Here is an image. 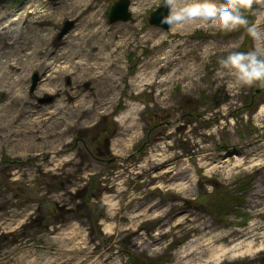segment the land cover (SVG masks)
Listing matches in <instances>:
<instances>
[{
	"label": "rangeland",
	"instance_id": "374dc122",
	"mask_svg": "<svg viewBox=\"0 0 264 264\" xmlns=\"http://www.w3.org/2000/svg\"><path fill=\"white\" fill-rule=\"evenodd\" d=\"M46 1L38 17L47 20L37 22L28 11L36 0H0V264H177L203 231L196 226L264 224L253 213L264 211V165L243 158L255 150L264 162V119H253L264 86H237L218 71L219 57L253 40L192 30L175 37L183 47H169L160 37L169 25L149 22L164 0H129L137 14L128 6L129 18L113 21L117 0ZM140 71L156 82L138 91ZM154 148L169 157L163 166L150 160ZM226 153L242 166L211 171Z\"/></svg>",
	"mask_w": 264,
	"mask_h": 264
},
{
	"label": "bare ground",
	"instance_id": "6f19581e",
	"mask_svg": "<svg viewBox=\"0 0 264 264\" xmlns=\"http://www.w3.org/2000/svg\"><path fill=\"white\" fill-rule=\"evenodd\" d=\"M92 6V3L87 2L83 5L84 9L83 10H88ZM74 7H81V4L76 2ZM27 9V8H25ZM49 9V3L46 0H36V5H31V9L28 10L30 13L33 15H37V17L33 18L36 19L37 22H44L47 20L46 18H41L38 17L39 13L43 12V15L46 14L45 11ZM139 9V5H130L129 6V11L133 14H137ZM47 16V15H46ZM192 30H202L198 28H169V31L165 35H161L160 37L163 38L164 36H168L169 38V47H183V44H177V38H175L177 35H188ZM215 31V29H208V30H203L205 33H210ZM104 32L102 31H97L96 34L97 36H102ZM76 39V38H75ZM99 40V38H98ZM125 42V40H122ZM109 37H107L105 40H102V46L106 47L109 45ZM121 42L117 44V46L121 47ZM100 45V44H98ZM194 46H198L197 44H194ZM116 46V47H117ZM204 47V50L209 47L208 41L203 39V43L200 45V48ZM172 51L170 53L166 54V59L170 57ZM208 51H206L207 53ZM203 53V52H202ZM112 54H106L104 55V62L109 64L112 61ZM87 67L86 69L88 71H92L93 69H96L95 66L93 65H84ZM102 66V65H101ZM105 66V64H104ZM98 73V72H96ZM181 74L185 78H189L191 74H193V68L188 67L186 71L182 72ZM93 74V73H92ZM111 75L109 74V77ZM134 84L132 86H135V90H140L142 86L147 85V84H155V73H145L144 71H140L135 78L133 79ZM159 83L162 82V80L158 81ZM163 83V82H162ZM230 84L228 85V88H232ZM188 89V88H187ZM55 90L52 89V92ZM129 113H122L120 117V121L123 119H127V115ZM255 120L258 121L261 117L264 119V107L262 106L259 111L256 113V115H253ZM262 119V120H263ZM255 151V150H252ZM250 150H245L243 158L247 159L249 165L248 167L251 168H260L264 165V162L261 161V154L259 152L255 151V154L252 153ZM155 155L153 158L150 160L155 162L154 164L157 166H163V164L168 162L169 157L166 155H162V149L157 150L154 148ZM236 155V154H235ZM242 157H235L234 155L231 154H218V156H214V159H212L211 163L209 160L204 162V165L208 166L211 163V171H222L227 167H240L242 166ZM149 165V164H148ZM255 166V167H254ZM142 168V171L145 170V166L139 168V170ZM138 170V171H139ZM136 171V172H138ZM168 173V170H163L161 172V175H165ZM18 177L17 173L14 174V178L16 179ZM178 186L181 187V184H178L175 188ZM179 187V188H180ZM255 206H251L250 208H254ZM254 215L258 214H263L264 211H259V209H253ZM204 224H202L203 226ZM198 231H200L199 236L193 238L189 242V245H185L184 248L182 249L183 251H188L187 253L183 254L180 256V258L176 261L177 264H210V263H216L222 260L221 257L224 258L225 260L229 261V259L232 257L233 259L238 256H245V255H250L252 256L255 252L257 251H262L264 250V224L261 222H258L256 220H252L249 222V224L246 226L244 229H235L232 228L230 230H217L216 232H210L209 231V226H203V228H199V226H196ZM196 239H200V242H198ZM229 258V259H227Z\"/></svg>",
	"mask_w": 264,
	"mask_h": 264
},
{
	"label": "clouds",
	"instance_id": "9594fccd",
	"mask_svg": "<svg viewBox=\"0 0 264 264\" xmlns=\"http://www.w3.org/2000/svg\"><path fill=\"white\" fill-rule=\"evenodd\" d=\"M164 5L168 14L161 23L169 28L243 30L253 48L227 51L218 58V71L230 75L237 86H264V0H164Z\"/></svg>",
	"mask_w": 264,
	"mask_h": 264
},
{
	"label": "water",
	"instance_id": "95a60500",
	"mask_svg": "<svg viewBox=\"0 0 264 264\" xmlns=\"http://www.w3.org/2000/svg\"><path fill=\"white\" fill-rule=\"evenodd\" d=\"M129 0H117L113 3L109 10V19L111 21L119 19L125 20L129 18L128 12ZM168 14L166 6H160L150 13L149 22L152 24L160 25L163 28L167 27V24L161 23L162 17ZM35 80V77H34ZM264 261V257H263Z\"/></svg>",
	"mask_w": 264,
	"mask_h": 264
}]
</instances>
